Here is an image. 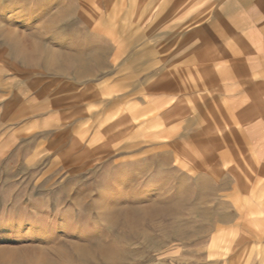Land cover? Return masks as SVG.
<instances>
[{"label": "rangeland", "instance_id": "1", "mask_svg": "<svg viewBox=\"0 0 264 264\" xmlns=\"http://www.w3.org/2000/svg\"><path fill=\"white\" fill-rule=\"evenodd\" d=\"M79 8L0 0V264H264V236L242 260L213 236L232 226L253 239L244 226L256 212L212 173L227 132L166 114L170 103L146 108L147 78L175 70L169 53L148 55L145 10L109 25L103 53L83 35L95 22L73 20ZM68 38L93 51L71 52ZM123 78L138 91L116 100Z\"/></svg>", "mask_w": 264, "mask_h": 264}, {"label": "crops", "instance_id": "2", "mask_svg": "<svg viewBox=\"0 0 264 264\" xmlns=\"http://www.w3.org/2000/svg\"><path fill=\"white\" fill-rule=\"evenodd\" d=\"M75 3L80 8L74 12L73 20L85 26L95 22L83 35L99 37L101 44L95 51L103 53L107 52L102 41L107 40L109 25L122 15H139L145 10L147 27L156 32L149 34L154 40L148 55L155 60L157 52L169 53L163 62L175 70L174 75L170 72L159 78L150 76L147 89H140L147 93L149 113L170 103L164 106L170 109L166 114L204 116L208 129L218 134L227 132L214 154L222 168L214 167L212 173L223 172L234 182L233 187L229 185L228 196L243 197V208L249 201L251 211L256 214L253 220L248 219L256 226L249 223L244 226L249 230L247 234L253 236L251 242L239 236L241 232L233 231L232 226L213 236L226 235V244L234 246L228 260L246 259L243 255L248 246H257L264 236L259 228H264L260 219L264 213V0H75ZM161 36L165 37L163 46L158 44L156 48ZM168 37H174L170 48ZM67 41L69 47H74L71 52L93 51L91 39L75 44L70 38ZM119 49L116 45L114 52L120 53ZM129 80L123 78L116 83L124 91L116 100L122 97L124 101L138 91L136 87H127ZM128 106V111H135L133 105ZM210 114L215 117L213 124L208 123Z\"/></svg>", "mask_w": 264, "mask_h": 264}, {"label": "bare ground", "instance_id": "3", "mask_svg": "<svg viewBox=\"0 0 264 264\" xmlns=\"http://www.w3.org/2000/svg\"><path fill=\"white\" fill-rule=\"evenodd\" d=\"M110 4H111V2H110ZM120 8V7H119ZM114 12V11H113ZM208 117V123L209 124H213V122H214V120H215V117H212V115L210 114V115H207ZM247 219V218H246ZM264 229V228H263ZM223 236V235H222ZM222 239V238H221ZM221 242V241H220Z\"/></svg>", "mask_w": 264, "mask_h": 264}]
</instances>
